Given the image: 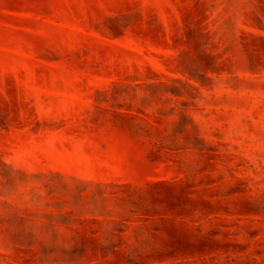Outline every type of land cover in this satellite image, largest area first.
Wrapping results in <instances>:
<instances>
[{
  "label": "rangeland",
  "instance_id": "rangeland-1",
  "mask_svg": "<svg viewBox=\"0 0 264 264\" xmlns=\"http://www.w3.org/2000/svg\"><path fill=\"white\" fill-rule=\"evenodd\" d=\"M0 264H264V0H0Z\"/></svg>",
  "mask_w": 264,
  "mask_h": 264
}]
</instances>
